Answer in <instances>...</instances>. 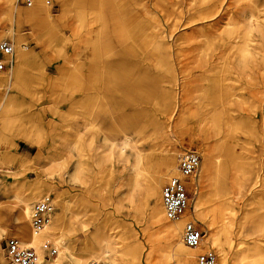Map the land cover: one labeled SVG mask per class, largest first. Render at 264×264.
<instances>
[{"label": "rangeland", "instance_id": "rangeland-1", "mask_svg": "<svg viewBox=\"0 0 264 264\" xmlns=\"http://www.w3.org/2000/svg\"><path fill=\"white\" fill-rule=\"evenodd\" d=\"M13 1L10 10L0 0V42L12 40L29 61L0 111V260L7 238L22 242L20 226L32 232L34 204L52 195L49 234L40 249L27 245L42 264L59 256L56 241L84 264L97 255L108 264H197L198 250L179 251L182 234L169 233L183 215L218 264H247L250 248L264 264V0H252L257 11L251 0H69L63 15L53 0L51 21L20 19L29 7ZM212 145L222 161L216 187L199 169ZM189 148L200 155L191 206L172 221L161 191ZM166 160L171 169L154 185ZM30 194L27 220L18 209ZM216 195L230 212L201 216Z\"/></svg>", "mask_w": 264, "mask_h": 264}, {"label": "bare ground", "instance_id": "bare-ground-1", "mask_svg": "<svg viewBox=\"0 0 264 264\" xmlns=\"http://www.w3.org/2000/svg\"><path fill=\"white\" fill-rule=\"evenodd\" d=\"M60 1H61V13L63 15L68 10L69 0H60ZM6 5L11 10L12 5H15V4H14L13 0H6ZM250 6L254 9H256V11H257V6L254 4V1H252V0L250 1ZM27 7H29V8H27L25 11H23V12H25L24 13L25 15L22 14V16H21V13L17 14V16L20 19H25V20L27 19L28 21H30V20H35V19L42 17L46 21H51L52 13L50 10V6L47 5L46 3H44L42 0H36L35 4L33 6H27ZM13 9H14V7H13ZM15 11H17V8L15 9ZM256 11L253 12V17L255 16ZM14 45H15V43H14ZM28 61H29V57L27 56V54L25 52H21L20 50H18V46L16 44L14 57H13V63H12V67H11L12 70H9L8 72H6L7 70L0 71V88L3 87V84H6L5 85L6 88L4 89L5 93L3 95L4 97L0 101V111L4 110L1 114L3 117H5L7 111H9V108L11 106V101L13 99L12 97L9 98V91L12 89L13 80L15 81L14 86L17 88L18 87L17 85L19 84L20 77H22V74H24V69H25L26 65L28 64ZM12 93H14V92H12ZM12 93H10L11 96H12ZM7 96H8V98H7ZM1 121L4 122V118L2 119V117H1ZM222 129H223L222 127L220 129V127L218 126V130H220L219 134L221 133ZM103 140H104L105 144H107L106 142H108V141H112L106 134H104ZM126 140H128V139H126ZM113 146L114 145H110L106 149L104 145H99V148H103V150L106 149V150H109L111 152V151H113V148H114ZM214 151H215L214 145H212L211 148L210 147L205 148V150L203 152V160H202V163L199 167V169L201 171V178L207 177L209 179L210 183L212 184V187L217 186L216 181H218L220 178V176L218 177L217 173L221 172V168H222V161H221V159L217 158L218 156L216 157ZM169 162H170V160H166L165 162L162 161V162L156 163V171L150 177L151 183H154V185L158 184L160 186V183L162 182L163 178L166 176V172H168V169H171L172 163L169 164ZM82 166H83V164L80 161L78 166H77L79 171L84 170V169H82ZM88 169H90V168H88ZM174 172H175V169H174L173 173ZM215 172H216V174H215ZM203 188H204V185H203ZM162 190H163V187H162ZM210 192H212V191H210ZM161 193H162V191H161ZM196 194H197L196 203L199 204V202H201L205 196L203 189H202V185L200 186V183L197 187ZM32 196H33V194L25 195L23 198V201H22V205L20 206V209H18V210H20V214L22 215V217L27 219V220H30L29 204H30V200L32 199ZM211 196H212V194H211ZM222 197H225V195ZM209 198L210 197H208L207 199H209ZM215 198L219 199L218 195H216L214 197V199ZM214 199L209 201V203H210L209 208L207 209V211L205 213H203V214L201 213V216L204 217L206 214L207 216L211 217L213 220V219H216L217 217H222L223 214L229 210V205L226 203L227 198L222 199V200H220V199L216 200L215 199L216 201H214ZM160 200H162V206L164 208L163 195L162 194L160 196ZM164 212H165V209H164ZM208 212H210V214H208ZM229 212H230V210H229ZM162 213H163V210H162L161 205H160V209L157 211L155 210L152 213V217L154 219H157V218H159V216L162 215ZM165 216H166V214H165ZM203 217H201V219L205 220V218H203ZM188 218H190V216L187 217L186 215H183L179 218V220L175 221L174 225L169 229L170 235H173L175 233L183 235L184 222L186 219L188 220ZM176 219H173L172 221H174ZM263 219H264V214L260 218L257 228L260 229L261 227H263V224L261 223V220H263ZM25 225H27V223ZM25 225H23V226H25ZM20 227H21V229L18 230V233L23 237L22 243L26 244V245H30V246L33 245L34 247H37V249L41 248L40 244L42 241V237L47 236L46 234H49V231H50L49 224H46L44 226V228L41 229L40 231H36L32 227V213H31V225H30L32 232L26 233L27 230L25 231L22 226H20ZM25 229H27V228H25ZM261 229H264V227ZM2 231H3V229L0 227V235L2 234ZM181 239L182 240L179 239V241L177 243V247H176L179 251L189 253L190 252L189 249L195 250L193 248H189L184 243L183 237ZM46 241H49V240H45L43 242V247H44V243ZM213 241L214 242L216 241L215 237H214ZM54 244L58 250L54 247L53 244H52V248H54L57 251V253L59 251V256L56 258L46 259L45 260L46 264H62L61 261H65V260H66L65 262H67V264H84L82 256L72 254L68 249L65 248V246L60 241H56ZM203 245H204V236H203ZM3 250L5 251L4 248H3ZM196 250H198V249H196ZM40 253H39L38 264H42ZM259 255L260 254L257 251L250 248L248 250V255L245 256L246 263L247 264H261L260 262H261L262 258ZM100 256L101 255H97L96 257H94L93 261L100 262L101 259H104V261H105L104 263L108 264L107 255H104L101 258H100ZM4 257H5V252H4ZM0 258L1 259L3 258V254L0 255ZM222 260H224V259H222Z\"/></svg>", "mask_w": 264, "mask_h": 264}, {"label": "built area", "instance_id": "built-area-1", "mask_svg": "<svg viewBox=\"0 0 264 264\" xmlns=\"http://www.w3.org/2000/svg\"><path fill=\"white\" fill-rule=\"evenodd\" d=\"M50 5L53 0H42ZM36 0H21L25 6H33ZM15 45L12 40L0 42V71L10 69L13 63ZM200 155L194 148L181 153L175 166V172L165 182L162 190L163 205L168 219H176L191 206L188 184L190 177L197 171ZM56 204L52 195H46L38 200L32 209V227L40 231L49 224ZM203 231L193 219L187 220L183 227V241L189 247L198 249L195 256L197 264H218L215 252L203 246ZM45 248H51L50 242L44 243ZM200 248V249H199ZM6 261L0 264H38L39 253L34 247L27 246L17 237H9L5 242ZM53 253L55 249H50ZM88 264H97L90 261Z\"/></svg>", "mask_w": 264, "mask_h": 264}, {"label": "crops", "instance_id": "crops-1", "mask_svg": "<svg viewBox=\"0 0 264 264\" xmlns=\"http://www.w3.org/2000/svg\"><path fill=\"white\" fill-rule=\"evenodd\" d=\"M10 70H12V68Z\"/></svg>", "mask_w": 264, "mask_h": 264}]
</instances>
